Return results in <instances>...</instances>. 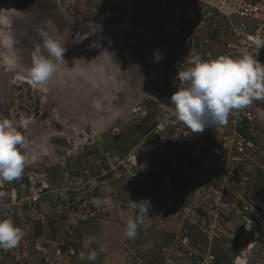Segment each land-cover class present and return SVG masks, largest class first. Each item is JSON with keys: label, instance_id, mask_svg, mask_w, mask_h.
I'll list each match as a JSON object with an SVG mask.
<instances>
[{"label": "rangeland", "instance_id": "obj_1", "mask_svg": "<svg viewBox=\"0 0 264 264\" xmlns=\"http://www.w3.org/2000/svg\"><path fill=\"white\" fill-rule=\"evenodd\" d=\"M114 5L115 0H0V118H32L27 129H20L28 141L23 174L0 190L10 194L16 188L20 194L21 184L29 186L34 173L48 186L41 196V219L31 217L11 200L7 207L0 201V218L11 214L20 227L19 216L25 215L33 234L44 235L47 248H33V259L48 254L53 242L64 241L78 249L69 264L110 260L121 264L131 246L141 264H159L160 253L153 244L184 228L194 242L210 245L215 264H264V220L246 230L245 219L236 213L226 224L229 235L213 237L211 243L202 225L187 224L176 216L184 196L197 191L196 181L202 182L200 190L218 183L225 199L236 203L239 210L246 201L253 204L248 214L252 218L257 210L264 211V118L258 117L251 130L257 153L252 161L231 162L234 176L219 169L210 178L213 182L205 185L202 176L205 181L212 169H188L176 175L182 178L185 173L191 183L179 179L175 186L173 159L191 161L192 155L183 146L196 138L204 142L211 135L210 128L193 134L179 123L165 129L166 137L157 134V124L169 114L167 94L182 87L165 79L169 63L160 51L168 49L163 31L168 19L155 0H133L129 16ZM40 28L66 48L65 63L57 66L43 87L27 81L38 44L47 56ZM4 37H11L10 48L3 44ZM155 52L163 57L159 62H154ZM183 131H187L185 136L180 135ZM142 198L151 200L150 226H141L137 237L128 239L124 231L133 214L129 203ZM95 200L110 201L101 203L103 213L111 208L106 216L78 214L79 209H96ZM18 245L6 250L10 258L19 252ZM91 250L98 254L95 261L79 258L81 252L87 256Z\"/></svg>", "mask_w": 264, "mask_h": 264}, {"label": "built area", "instance_id": "obj_2", "mask_svg": "<svg viewBox=\"0 0 264 264\" xmlns=\"http://www.w3.org/2000/svg\"><path fill=\"white\" fill-rule=\"evenodd\" d=\"M155 1L161 13L169 17L168 23L163 28L168 49L167 51L161 50L160 53L164 54V58L167 59L166 62L169 63L168 74L165 79H168L167 81L171 84L176 82L182 84L176 79L177 73L189 67L187 64L189 58L197 55L204 60H213L221 55L235 58L245 51L255 55V46L248 38L255 35L264 36V0ZM132 2L133 0H115V5L121 8L123 15L129 16L131 13L129 8ZM125 8L129 10L127 14H124L126 13ZM188 32H193V36H196L193 37ZM213 32H217L216 37L212 36ZM169 59H172V61H169ZM257 59L264 63V48L259 50ZM183 86L185 85L182 84ZM165 110L169 114L161 119L156 126L158 129L156 130L157 134L160 133L159 136L163 138L168 134L165 130L168 126L181 123L175 118L172 103H166ZM260 112H264V106L260 105L257 100L253 101L252 105L243 110L234 111L229 116L226 125L210 128L211 135L204 142L196 138L187 146H183L192 155L191 161L186 162L185 158H181V161L178 162L179 160L177 161L175 157L171 168L172 173L175 172L173 175L178 174V172L187 173L188 169L191 171L196 169H212L213 171L220 169L224 170L227 176L229 174L234 176L235 171L233 167H230V163L246 160V158L252 159V155L256 154L254 142L240 130V127L254 123ZM186 133L187 131H183L180 135L185 136ZM177 166H179V171L175 170ZM34 174L29 176V186L25 183L21 184L20 194L16 188H13L9 197H6L2 202L7 207L11 200L12 203L20 204V209L22 208L26 213L28 212L31 217L41 219L43 204L41 196L48 186L45 182H41L43 178H40L38 173ZM184 174L181 173L183 177ZM204 176L201 179L203 182ZM201 183V181H196L197 191L183 202L176 216L183 218L182 220L187 221V224L202 225L201 228L211 243L213 237L229 235L226 224L229 218L236 213L243 216L245 224L248 221L253 222L254 227L251 230L257 226V220H264V213L260 210L255 212L254 218L248 215L254 209L253 204L246 201V205L239 210L236 203L224 199L222 186L219 187L218 183L217 186L209 185L207 189L200 190ZM219 185L221 184L219 183ZM13 192L15 194L14 199L11 196ZM96 206L97 208L94 210L91 208V210L79 209L78 214L82 217H87L88 214L90 217L100 218L106 216L110 212L108 210L111 209L107 207V211L104 210L103 213V209H101L103 205L100 203L95 204ZM200 206L205 209L203 213L198 210ZM8 216L11 218V214ZM19 217L21 219L20 228L24 233L17 248L19 252H15L14 258H10L6 254V250L4 252L0 249V264H69L71 259L76 256L78 249L75 245H64V241L61 243L55 241L52 250H48L50 254H43L40 260L33 259L30 254L33 248L43 251L47 248L44 245L47 241L44 239V235L33 234L31 222L27 219V216L20 215ZM187 219L191 220L192 223L188 222ZM182 229L175 231L167 240L153 244L155 250H159L160 253L159 264H184L183 261H186V264H197L196 260L199 264H214L215 254L210 245L194 242L188 234V230ZM201 251L205 253L203 254ZM198 255H201V258ZM125 257L126 261L121 264H141V258L136 255L135 248L132 246L127 248ZM106 264L116 263L110 260Z\"/></svg>", "mask_w": 264, "mask_h": 264}, {"label": "clouds", "instance_id": "obj_3", "mask_svg": "<svg viewBox=\"0 0 264 264\" xmlns=\"http://www.w3.org/2000/svg\"><path fill=\"white\" fill-rule=\"evenodd\" d=\"M2 22L8 23L6 19ZM49 27H52L51 22ZM38 34L42 38L43 49L47 50V56L38 44L27 73L34 86L43 87L54 76L57 66L65 63L66 48L44 28L38 29ZM86 38L84 36L82 39ZM248 39L255 46V55L245 51L239 57L221 55L213 60H204L197 55L187 60L189 67L177 73L176 79L185 86L178 87L170 101L174 105L176 120L193 134L203 133L206 128L226 125L234 111L243 110L252 105L253 101L264 100V63L257 59L259 50L264 48V36H249ZM3 44L10 48L13 44L11 37H4ZM162 58L159 52L154 53V62ZM31 119L21 117L17 121L0 118V187L6 182L20 179L23 174L28 162L24 151L28 141L20 129H27ZM32 155L35 158L34 152ZM8 196V192L0 190V201ZM11 196L14 199V192ZM94 203L108 204L110 201L97 200ZM129 208L133 214L127 219L124 234L128 239H134L141 226H150L148 218L152 208L151 200H131ZM244 227L251 230L254 224L248 221ZM23 235L22 229L11 218H0V249L15 248ZM97 255L95 250H91L87 256L81 252L79 258L82 261H95Z\"/></svg>", "mask_w": 264, "mask_h": 264}, {"label": "trees", "instance_id": "obj_4", "mask_svg": "<svg viewBox=\"0 0 264 264\" xmlns=\"http://www.w3.org/2000/svg\"><path fill=\"white\" fill-rule=\"evenodd\" d=\"M166 18L167 19H169V17H167L166 16ZM188 34H190L191 36H193L194 35V33L193 32H188ZM196 36V35H195ZM195 36H193V37H195ZM212 36L213 37H216L217 36V32H213L212 33ZM218 36H219V32H218ZM169 61H172V59H169ZM176 90H174V91H171V92H169V94H167V98L170 100V97H171V95L175 92ZM257 102L260 104V105H262V106H264V101L263 100H261V101H259V100H257ZM255 128H256V125L254 124V123H250V124H245L244 126H242V127H240V130L243 132V133H245L246 134V136L248 137V138H250L251 140H253V137H252V135H251V130H255ZM211 130V129H210ZM209 136H207V138H208ZM257 153V152H256ZM243 161H252L250 158H246V160H243ZM232 163H234V162H232ZM232 166H233V164H232ZM235 170H236V172H238L239 171V169L237 170V168H235ZM215 174L217 175L218 174V171H216V170H214V171H212L211 172V174H208L207 176H206V179H205V181H204V183H205V185L206 184H209V183H211V182H213V180H211L210 178H211V176H215ZM183 180V179H186L188 182H189V180L190 179H188L187 177H183L182 176V178H180V176H175L174 177V179H173V182L174 183H176L175 184V186H177L179 183H177L178 182V180ZM187 181H182L183 183H188ZM191 183V181L189 182V184ZM195 184V183H194ZM183 185V184H182ZM193 185V184H192ZM190 195V194H189ZM188 195V196H189ZM188 196L185 198V196H184V198L182 199V201H181V203H180V205L188 198ZM225 199V198H224ZM177 203H179V202H177ZM198 210L201 212V213H203L204 212V208H203V206H200L199 208H198ZM260 211H262L263 213H264V211L263 210H260ZM52 230L53 231H55L56 230V228L55 227H53L52 228ZM173 235V234H172ZM170 237V236H169ZM69 243V242H68ZM216 259V258H215ZM215 262H216V260H214V264H215ZM217 262H218V259H217Z\"/></svg>", "mask_w": 264, "mask_h": 264}, {"label": "crops", "instance_id": "obj_5", "mask_svg": "<svg viewBox=\"0 0 264 264\" xmlns=\"http://www.w3.org/2000/svg\"><path fill=\"white\" fill-rule=\"evenodd\" d=\"M90 72V71H89ZM260 119L262 120L264 118V113H260L259 115Z\"/></svg>", "mask_w": 264, "mask_h": 264}, {"label": "bare ground", "instance_id": "obj_6", "mask_svg": "<svg viewBox=\"0 0 264 264\" xmlns=\"http://www.w3.org/2000/svg\"><path fill=\"white\" fill-rule=\"evenodd\" d=\"M8 48H9V47H8ZM8 48H7V49H8ZM8 50H10V49H8ZM10 58H11V57H9V59H10ZM12 59H13V58H12ZM27 81L30 82V79H27Z\"/></svg>", "mask_w": 264, "mask_h": 264}]
</instances>
